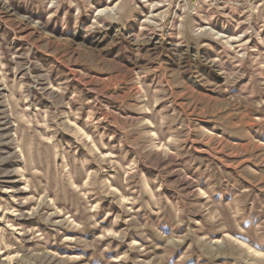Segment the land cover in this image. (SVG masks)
I'll return each instance as SVG.
<instances>
[{
    "label": "rangeland",
    "instance_id": "obj_1",
    "mask_svg": "<svg viewBox=\"0 0 264 264\" xmlns=\"http://www.w3.org/2000/svg\"><path fill=\"white\" fill-rule=\"evenodd\" d=\"M0 264H264V0H0Z\"/></svg>",
    "mask_w": 264,
    "mask_h": 264
}]
</instances>
